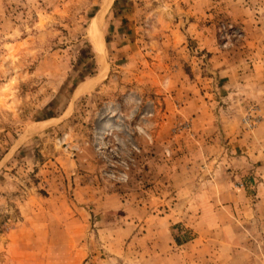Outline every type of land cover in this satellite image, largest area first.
<instances>
[{
  "label": "rangeland",
  "instance_id": "1",
  "mask_svg": "<svg viewBox=\"0 0 264 264\" xmlns=\"http://www.w3.org/2000/svg\"><path fill=\"white\" fill-rule=\"evenodd\" d=\"M0 264H264V0H0Z\"/></svg>",
  "mask_w": 264,
  "mask_h": 264
}]
</instances>
